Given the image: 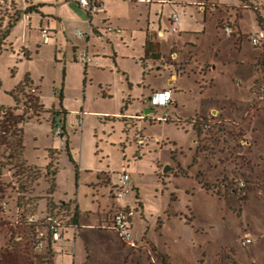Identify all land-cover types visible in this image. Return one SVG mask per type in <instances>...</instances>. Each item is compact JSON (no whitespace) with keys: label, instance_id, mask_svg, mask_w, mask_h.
<instances>
[{"label":"rangeland","instance_id":"obj_1","mask_svg":"<svg viewBox=\"0 0 264 264\" xmlns=\"http://www.w3.org/2000/svg\"><path fill=\"white\" fill-rule=\"evenodd\" d=\"M209 1L214 15L208 16L206 21L204 13L196 6H174L187 18L194 16L191 21L192 27L196 29L192 34L182 37H179V33L172 32L171 27L167 33L170 36L169 41L178 46L180 57L190 59L191 62L182 75H179L178 81L170 86L174 98L180 100L177 107L172 104L156 110L155 117L168 114L170 121H154L150 115L137 127L134 122L128 123L127 128L137 130L130 133L131 143L126 142L123 123L107 120L109 115L103 114L116 111L123 93L127 95L129 91L122 70L120 72L115 68H104L102 71V68L95 65H90L87 70L81 60L74 61L70 50L64 48L58 52L53 42L38 43L40 38L37 37L36 15H32V29L29 27V20L20 22L13 28L9 37L12 49L6 50L9 48L8 42L0 45V105H12L10 91L27 83L28 86L17 93L20 99L19 105H15L18 107L17 113L28 111L32 114L35 110L33 104L39 106L41 97L47 107H59L61 93L65 109L70 112V153L78 166L83 159V165L92 172L83 170L79 180L75 168L69 165L64 155L57 174L56 190L58 199L72 198L78 206L80 227L86 230L90 247L89 249L87 245L90 259L82 264H157L161 261V256L136 248L138 242L136 246L127 243L118 231L98 229L99 216L105 217L104 214L115 211L123 200L111 197L109 186L104 185L105 175L102 171L109 172L114 182H118L117 173L124 170L130 173L131 180L138 185V201L144 204L145 216L152 224L151 237L154 243L169 256L171 264H218L219 258L225 254L232 251L230 254L235 255L234 250L238 252L241 260L249 261L244 264H264V202H261L264 200V180L251 176V170L256 169L250 156L253 143L247 142L246 137L234 131L236 127H233V123L236 119L227 122L224 128H221L222 124H218L214 130L207 131L215 134V137H207L214 139L212 147L203 145L204 139L201 135L197 136L200 147L211 149V155L219 154L216 165L220 166L221 162L228 163L233 172L234 176L231 178L221 176L212 182L201 179L204 178V171L201 170L199 174L203 187L225 196L227 201L203 188L199 183L198 172L191 167L195 150L192 147L196 143L191 119H198V116L213 106L222 109V106L227 105L233 109L240 101H247L249 86L257 76L252 63L262 52L261 48L255 47L251 42V36L258 27L255 11L239 9L238 12L243 15L240 19L242 35L237 30L234 18L235 34L228 36L222 29H218L219 20L222 16L226 18V15H221V9H224L222 5L226 6L237 0ZM215 5L219 8L217 11H214ZM71 6L79 14V8ZM161 6H152L154 18L158 11L161 12ZM172 7L170 4L165 5L162 11L164 26H170L166 23L167 11ZM19 8L14 0H0V34L7 29L11 18L21 13ZM120 8L113 10L117 18L139 14L145 16L149 12V4L140 2H128ZM60 11L63 15H72V12H66L65 7L60 8ZM231 12L238 14L237 9L231 8ZM262 17L264 18V12ZM124 22L127 24L129 21ZM124 29L125 33L132 30L130 26H124ZM26 34L35 37V41L30 42L32 45L25 39ZM135 35L139 38L141 33L136 31ZM117 37L119 38L115 39L120 52L118 55L123 58V67L136 80L140 72L127 59L128 55L131 57L132 49L123 45L120 36ZM25 42L31 52V60L22 54ZM139 52L140 47L136 46V56ZM170 55V48L163 46V57L169 59ZM166 76L167 71H163L156 77L152 74L151 79L160 86L165 83ZM259 86H254L252 92L258 90ZM104 93L110 98L104 97ZM134 93L140 94V91L135 89ZM149 93L150 89L145 91L146 97L150 96ZM33 97H39L40 101L37 102ZM144 105L142 103L141 107H144L145 113ZM38 110L40 118L33 117L23 126L24 156L30 164L42 166L45 165V148L52 145L60 147L61 139L47 136L51 129L43 118L52 119V115L45 114L44 107ZM178 118L183 122H176ZM139 135L149 138L142 147L135 144ZM37 138L39 142L36 141ZM124 143L125 148L122 145ZM22 164L9 147L0 148V264H46L49 248L43 251L35 247L38 228L45 231L55 221L67 226L75 223V209L67 204H57L50 195V186L54 183L57 169L54 161L46 169L29 166L26 161ZM166 168L170 170L165 171ZM241 180L247 182V195L244 197L239 191ZM91 181L95 184L104 183L97 187L98 196L96 191L92 192L88 187ZM252 199L254 205L244 208L240 223L243 224V230L251 234L254 242L252 245L242 246L243 234L237 236V227L232 225L226 215L231 210L230 206L241 208L249 205ZM127 201L130 202L131 209L138 205L136 193L130 191ZM56 207L62 208L58 211ZM30 215L37 218L36 224H27ZM133 216L134 233L130 230L131 236L140 234L143 221H146L141 218V210ZM159 218L162 220L161 227L158 224ZM20 237L22 238L19 239ZM148 254L153 256L149 258ZM166 260L167 258L164 264H167ZM55 261L58 264H73L71 255H57ZM231 263L236 264L235 259Z\"/></svg>","mask_w":264,"mask_h":264},{"label":"crops","instance_id":"obj_2","mask_svg":"<svg viewBox=\"0 0 264 264\" xmlns=\"http://www.w3.org/2000/svg\"><path fill=\"white\" fill-rule=\"evenodd\" d=\"M18 5L20 6L19 9H21V17L20 19L15 23V25L11 28L10 34L14 27H16L20 22L29 20V27L32 29L34 26L32 15H36L38 19V29H37V37L40 38V41L38 43H51L53 42L55 44L56 51L61 52L60 50L66 48L67 50H70L72 52V56L75 62L77 60H80V57L83 53L88 52L93 58L94 61L85 64L86 69L88 70L90 65L99 66L102 68V71H104V68L113 70L118 69V71H123V76L129 86V91L127 92V95H122L120 105L118 109L114 112H104L103 114L109 115L106 119H110V121H121L123 123V132L126 136V142L131 143L130 141V133L132 131H137L135 129H129L127 128V124L130 122H134L136 124V127L138 124H140L143 120H147L146 118L150 115H154L156 113V110L154 113L147 114L146 111L151 108L149 106L148 100L151 97V95L155 91H163V90H171L170 86L175 84L176 81H178V77L182 72L186 70V66H189L190 59H182L180 57V52L178 50V46L174 45L172 41L170 42V36L167 35V33L170 31V27L172 28V32L179 33V37H182L183 35H189L192 34L196 29L192 27V18L194 17L191 15L189 18H187L185 15H182L179 13L178 10L175 9V5H184V6H196L204 13V20H207L208 16H213L212 11V5H210V1L207 0L206 2L203 0H193V1H181V0H151V2H144L140 0H128L129 3H147L149 4V12L147 15L143 16L142 14H139L138 16H131L128 18H117L115 15V12L113 10L115 9H121L120 6L127 4V0H105L104 2V11L95 13L90 15L84 8L80 6L77 0H54V2L49 0H20L17 2L14 0ZM235 5H234V4ZM231 4H228L226 6L222 5L221 9V15H226V18L224 19L222 16V19L219 20V27L218 29H222L224 33L228 36H233L235 34L234 31V18H236L235 24L237 27V30L240 35H242V28H241V22L240 19L243 18V15L238 12L241 8L245 7L248 3L253 4L255 9L258 11H255L257 15L262 19V25L264 26V18L262 17V12H264V0H237ZM172 5L173 7L167 11L168 13V19L166 23H168L170 26H164L163 22V9H165V5ZM79 8V14L78 12L74 11L72 6ZM153 5H162L161 12L158 11L157 17L152 16V6ZM29 6H35L34 11H30L28 13H25V10ZM65 7L66 12H72V15H63L60 11V8ZM240 7V8H239ZM232 9H237L238 14L234 15V13L231 12ZM219 8H214V11H217ZM250 10V9H248ZM254 11V10H252ZM178 16V22L176 23L174 21V16ZM219 18V17H218ZM124 21H129L127 24H125ZM197 23V22H196ZM230 24L232 27V34H227L224 30V24ZM108 25L120 27L123 28L122 33H115V32H107L106 27ZM124 26H130L132 28L129 33H125L126 29H124ZM49 28L50 29V39L48 42H44L42 36H41V30L43 28ZM255 31H259L260 29H263L262 26H260V22L258 19V27L255 28ZM76 30L83 31L86 34L85 37H78L76 35ZM36 31V29H35ZM141 33V36L138 38L135 35V32ZM89 32V33H88ZM198 33V32H197ZM116 35V36H112ZM117 36H120L121 42L123 45H126L128 49H132L131 51V57L128 55L127 59L132 61V64H135V69L138 70L140 73H138L139 76L135 79H132L129 70L127 68L123 67L122 59L118 54L120 53L117 47V41L116 39L119 38ZM10 37V35H9ZM9 37L7 39V48L6 50L12 49V45L9 43ZM38 38V39H39ZM116 38V39H115ZM25 39L29 40L30 42L35 41V37L32 34H26ZM151 40L153 42V46L156 48L157 53L159 54V59H153L152 57L146 55V44L147 41ZM173 40V39H172ZM242 40L240 39L239 42ZM170 42V43H169ZM189 42V41H187ZM27 42H25L22 47V54L25 58L28 60H31V52L29 48L27 47ZM32 45V43H30ZM172 44V45H171ZM136 46L140 47V52L136 56ZM163 46H168L171 50V55L169 59H165L163 57ZM256 47V46H255ZM258 48H261L262 52L255 57L252 65L254 67L256 77L253 80L252 85L249 86V95L248 99L245 102L240 101L238 106L231 109V107L225 105L222 106V109H219L218 107H211L208 111H205L203 115L198 116L197 118L210 120L213 117L219 116L223 117V119L227 120L226 122H231L236 119V121L233 123V127H236V132L241 133L242 136L246 137L248 139L247 142L253 143V148L251 150V159L253 160L254 165L256 166L255 170H251V176L254 179L257 180H264V106L263 107H255L253 104V92L254 86L256 85H264V43L260 46H257ZM39 48V46H38ZM4 50V51H6ZM2 53V52H1ZM0 53V54H1ZM25 53H27L28 57L25 56ZM84 63V62H83ZM208 68L210 66H207ZM92 69L95 67H91ZM122 70V71H121ZM127 70L128 72H126ZM167 71V76L165 79V83L163 85H156L154 84L153 80L151 79V75L154 74V77L157 76V74H160L161 72ZM1 84V83H0ZM136 87V88H135ZM17 88V87H16ZM15 89V88H14ZM12 89V90H14ZM135 89H138L140 91V94L134 93ZM150 89L149 97H146L145 91ZM11 90V91H12ZM10 91V92H11ZM109 95L104 93V97H108ZM12 97V96H11ZM13 98V97H12ZM110 98V96H109ZM180 99H175L174 94L172 91V104L176 107L178 106V101ZM144 103L145 105V113L143 112L144 107H141V104ZM43 107L45 110H53L59 112V114L52 119L49 118H43L45 121H47L48 125L50 126L51 131L49 132V135H47L49 138L50 136L53 137H60V147L56 146H50L45 148V165L42 166H36L29 163V161L26 160L23 152V158L26 161L27 165L29 166H36L41 167L43 169L48 168L54 161L55 166L57 169L55 170L54 174V190L50 191V195L53 197L54 201H56L57 204H67L72 209H75L74 215L76 214V223L79 225V229L75 231L72 227H68L65 230H62L61 239L58 241L49 240L46 244V248H49V256L46 258V264H58V262L55 261V258L57 255H71L73 259V264H82L85 263L86 260L90 259V255L88 252V237L86 234V230L82 229L81 226V218L78 215V206L76 202L72 199H58L57 196V190H56V180H57V174L59 173L60 169V161H62L63 156L65 155L68 159V163L70 166L74 167L76 170V175L80 180V174L83 170L88 171V167L86 165H83V159L81 164H77L74 156L70 153L71 151V136L70 132L68 130V116L70 112L65 109L64 106V97L61 93L59 96V107H56L55 105L52 107H47L46 104L43 102ZM171 104V105H172ZM16 101L13 98V104L7 105V106H15ZM148 107H147V106ZM70 110V109H69ZM73 112H78V110H72ZM250 114V115H249ZM143 116H146L143 118ZM78 119H80V116L78 115ZM181 119V118H178ZM195 118H192L193 120ZM182 120V119H181ZM41 121V120H39ZM62 122L64 125V133L62 136H56L53 132V128L56 123ZM228 124V123H227ZM24 126V125H23ZM24 129V127H23ZM194 132L196 134V143L195 146L192 147L194 150L193 156H192V168L196 169L199 174L201 173V170L204 171V178L201 177V179H205L207 181H214L221 176L226 177H232L233 172L228 163L221 162L220 166L216 165V160L219 158L217 157V153L214 155L210 154L211 149H208L205 146L200 147V141L197 136H202L203 145H210L211 147L214 145L212 142H214L213 138H207L211 137V135H214V133H210L202 129L201 127L196 128L193 125ZM234 129V128H232ZM226 132V131H225ZM228 133V132H227ZM231 133V132H230ZM36 141L39 142V139L37 138ZM134 141V140H133ZM125 142V143H126ZM135 142V141H134ZM225 142V141H224ZM23 143H24V135H23ZM122 144L123 147H126V144ZM135 144L138 147H142L143 145H139L137 141ZM25 147V146H24ZM221 154H224V152H220ZM137 154V153H136ZM84 154L82 155V158ZM179 166H182V164L179 163ZM190 167V168H191ZM196 167V168H194ZM170 170V169H169ZM90 172H92L90 170ZM123 172H127L129 175L130 173L126 170ZM102 174L105 175V184H95L94 181H91L88 183L89 189L93 192H97V196L99 195L98 185L104 184L106 186H109L110 188V195L113 199H116V190L119 186V180L118 182H114L111 174L109 172H103ZM161 175V174H160ZM131 177V175H130ZM201 179L199 177V183H201ZM99 181H102L101 178H99ZM80 182V181H79ZM51 187V186H50ZM205 188V187H203ZM208 192L216 194L220 199H225L227 201V198L222 195H218L211 189L205 188ZM131 192L136 193L137 203L133 209L135 210V214L138 212V210H141L142 220L145 219L144 225L142 227L140 234H135L133 236V240L138 244V247L141 251H147V253L153 252L155 255L160 257L161 261L157 264H164L165 258H167V264H171V260L169 256L162 251L153 241L151 237V230H152V224L149 220H147L145 216V208L144 204L139 199V188L138 185L131 180ZM96 196V195H94ZM123 199L120 207H117L115 211H112L110 213L104 214L105 217L99 216L100 226L98 229L100 231H116L112 228H109V225L112 224L114 213L119 208H131L130 202L127 201V195ZM174 199L176 197L174 196ZM253 200H251V203L248 205H244L241 208H235L233 206H230L231 210L226 215L230 221L232 222V225L237 227L238 234L237 236H241L243 234V237L241 236V241L245 239L246 237H251V234L249 232H245L243 228L241 227L243 224L240 223L242 221V213L244 208L251 207L250 205L253 204ZM261 202H264L262 200ZM261 202L256 204H260ZM139 206V209H138ZM168 217H170L168 215ZM162 220L159 218L158 224L160 227L162 226ZM130 229L133 232V226H134V216L132 217L130 223ZM135 237V238H134ZM254 242V239L252 238V243L248 245H252ZM125 243V242H124ZM88 245V247H87ZM127 245V243H125ZM242 245V244H241ZM246 245V246H248ZM243 246V245H242ZM90 249V247H89ZM233 249V248H232ZM43 250V249H42ZM43 250V251H44ZM235 255H231L232 251L228 254H225L222 258H219L218 264H228V261H231L235 259L236 264H244L249 263V261L241 260L240 256L238 255V252L236 250ZM149 255V258H151L153 255ZM246 261V262H245ZM243 262V263H242Z\"/></svg>","mask_w":264,"mask_h":264},{"label":"built area","instance_id":"obj_3","mask_svg":"<svg viewBox=\"0 0 264 264\" xmlns=\"http://www.w3.org/2000/svg\"><path fill=\"white\" fill-rule=\"evenodd\" d=\"M78 3L82 8H84L90 15L99 13L104 11V2L105 0H77ZM144 2H151V0H140ZM246 7V6H245ZM174 21L177 23L178 22V16H174ZM224 30L227 34H232V27L230 24L226 23L224 24ZM107 32H115V33H122L123 29L120 27H115L108 25L106 27ZM76 35L78 37H85L87 33L76 30ZM89 33V32H88ZM41 36L44 40V42H48L50 39V29L45 27L41 30ZM251 42L254 46H260L261 44L264 43V29H260L259 31H256L252 36H251ZM80 60L84 62L85 64H89L94 61V58L88 53L85 52L81 55ZM253 104L255 107H263L264 106V85H260L258 90H255L253 93ZM36 101H40L39 97H34ZM172 90H163V91H155L151 97L148 100L149 106L151 108H154L157 110V108L160 107H169L172 104ZM39 106L44 105L43 100L41 97V102H38ZM155 115V114H154ZM153 115L152 120L154 121H169L171 120V117L168 114H165L162 117H155ZM146 116H143L145 118ZM180 119H177L175 121H179ZM196 121V119H194ZM198 121L201 123V126L204 130L206 131H212L215 129V127L218 124L220 125L221 128L225 127V124H227V120L221 119L219 116L213 117L210 120H205V119H199ZM220 129V128H219ZM53 132L56 136H62L64 133V125L62 122H58L55 124L53 128ZM149 141V138L146 136L139 135L137 138V143L139 145H144ZM118 175V180L120 182L117 190H116V197L117 198H124L128 193L131 191V177L127 172H120L117 173ZM239 191L242 193V196L247 195V182L244 180H241L239 183ZM135 214V210L131 208H119L116 210L114 213L113 221L112 224L109 225V228H112L116 231L119 232L120 235H122L123 239L133 245L136 246V242L132 240L131 236V229H130V221ZM51 221V218H50ZM38 222L37 218L34 215L28 216L27 224L32 225L36 224ZM65 225H62V223L55 221L52 222L49 225V228L44 230H40L38 228V233L36 236V241H35V247L37 249H44L46 247V244L49 240H54L58 241L61 239L62 235V230ZM72 228L77 231L79 229V225L75 222L72 225ZM20 237L19 239H21ZM252 243V238L251 237H246L241 241V244L243 246H246L248 244Z\"/></svg>","mask_w":264,"mask_h":264},{"label":"trees","instance_id":"obj_4","mask_svg":"<svg viewBox=\"0 0 264 264\" xmlns=\"http://www.w3.org/2000/svg\"><path fill=\"white\" fill-rule=\"evenodd\" d=\"M246 7H247V9L258 11L257 9H255L253 4H251V3H248L246 5ZM35 9H36L35 6H29L25 10V13H28L30 11H34ZM20 17H21V13L19 12L13 18H11V20L9 21L7 29L0 34V45H2V44L6 45L7 39L10 35L11 28L20 19ZM258 19L260 22V26H262L264 29V26L262 25V19L259 16H258ZM1 51L2 50H1V46H0V53H1ZM146 55H147V57L150 56L153 59H159V54L157 53L156 48L153 46V42L151 40L147 41ZM25 56L28 57L27 53H25ZM27 86H28L27 83H26V85H20L19 87L15 88L14 90H12L10 92V95L16 101L17 106L20 103V99H19L17 93L19 91H23L25 89V87H27ZM33 99H35V98L33 97ZM33 105L34 106H32V107L35 110H33L32 114H29L30 112H28V111H24V113H22V114L17 113L16 112V110H18L17 106L12 108V107L0 105V148L2 146L9 147L11 149V153L15 154L17 159L19 161H21L23 164L25 161V160H22L23 152H24V148H25L24 143H23V135H24L23 125L27 121L31 120L33 117L39 119L40 118V114H39L40 110H38V108L43 109V105L42 106H38L36 104H33ZM43 112H45V114H51L53 116V118H55L59 114V112L53 111V110H44ZM176 122L182 123L183 121L180 119L179 121H176ZM190 124L194 125L196 128H198V127L202 128L201 123L198 121V119H196V121H194V119L191 120ZM1 174H2V165H0V175ZM54 186L55 185L53 183L50 191L54 190ZM67 206H69V205H67ZM61 208L56 207V209L58 211H60ZM73 220H76V214L73 215ZM71 225H68V226L65 225L63 230H65L68 227H72Z\"/></svg>","mask_w":264,"mask_h":264},{"label":"water","instance_id":"obj_5","mask_svg":"<svg viewBox=\"0 0 264 264\" xmlns=\"http://www.w3.org/2000/svg\"><path fill=\"white\" fill-rule=\"evenodd\" d=\"M155 112V109L154 108H149V110L146 111L147 114L149 113H154ZM169 169L166 168L165 171H168Z\"/></svg>","mask_w":264,"mask_h":264}]
</instances>
